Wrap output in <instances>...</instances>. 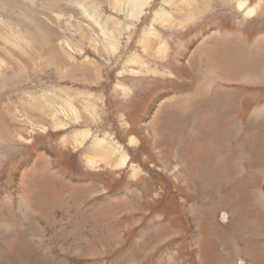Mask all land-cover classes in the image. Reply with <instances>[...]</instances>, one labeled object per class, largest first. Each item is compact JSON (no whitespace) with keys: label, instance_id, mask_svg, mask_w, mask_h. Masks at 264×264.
I'll return each instance as SVG.
<instances>
[{"label":"rangeland","instance_id":"1","mask_svg":"<svg viewBox=\"0 0 264 264\" xmlns=\"http://www.w3.org/2000/svg\"><path fill=\"white\" fill-rule=\"evenodd\" d=\"M178 1L0 0V264H264V0Z\"/></svg>","mask_w":264,"mask_h":264},{"label":"bare ground","instance_id":"2","mask_svg":"<svg viewBox=\"0 0 264 264\" xmlns=\"http://www.w3.org/2000/svg\"><path fill=\"white\" fill-rule=\"evenodd\" d=\"M131 1L132 2L134 1L135 7L137 10H138V8L142 10V8L144 6H146L145 0H131ZM171 1H173V0H164V2L167 4L170 3ZM178 2L182 3L181 0H179ZM201 2H204V1L202 0ZM236 2H237L236 7L240 12H243V17H252L255 14L256 7H247V1L246 0H237ZM161 10H163V9H160V10L155 11L153 13V17H152L151 22H150L152 26L158 22L163 23L164 21L169 19V16L171 17L170 14H165ZM137 12L140 13L139 10ZM154 29H155L154 27H151L149 25V28L147 29V33L149 31L151 34H154L155 33ZM146 35L148 36V34H146ZM164 40L165 41L160 42L161 49H165L166 47H168L165 38H164ZM149 41H151V40H149ZM150 44H152V42ZM124 125H126V123H124ZM78 136H79V134H78ZM84 137H85V135L80 136L79 138L81 140ZM74 141L77 142V139H74ZM137 142H138V140L135 138V136L129 137V143L136 144ZM86 149H87L86 152L88 155L92 154L93 157L94 156L97 157V160H95L93 157L87 158L88 163H90L89 165H91V164L96 165L97 161H99L98 163H104V164L109 165L113 168L125 167V164L129 158L128 154L119 145H117V143L114 140H112L110 138L103 137V136L92 139L90 144L88 145V147ZM111 159H113V160L110 161ZM90 167H92V166H90ZM133 171H134V169H133Z\"/></svg>","mask_w":264,"mask_h":264},{"label":"crops","instance_id":"3","mask_svg":"<svg viewBox=\"0 0 264 264\" xmlns=\"http://www.w3.org/2000/svg\"><path fill=\"white\" fill-rule=\"evenodd\" d=\"M209 34V33H208ZM207 38V35H204L201 39H203V43H201V41L199 42V46H200V49L202 50V49H206V47H205V45H204V40ZM264 40V39H263ZM152 41H149V42H147V47H150L151 48V46H154L153 44H150ZM180 43H182L183 45H185V42H179V43H177V49H176V53H177V56H176V58L178 57V54H179V50H183L184 48L183 47H179L178 46V44H180ZM168 47H166L165 49H161V46H160V43H159V45L157 46V49H159L161 52H164L166 49H167ZM195 50V49H194ZM237 52H240L239 50L237 51ZM179 55H183L182 53H180ZM194 55L192 54V57H193ZM198 59V58H197ZM199 60V59H198ZM209 61L207 60V62L206 63H208ZM181 65H184V64H181ZM184 67H186V68H188V66L185 64V66ZM212 69L214 70L213 71V73L211 74V76L213 77V78H215V74L216 75H218V74H220V69H217L215 66L214 67H212ZM209 71H210V69H209ZM223 78V77H222ZM222 78H219V79H222ZM209 79H210V77L206 80V91H209V87H210V90H213L214 89V86L210 83V84H208V82H209ZM226 79H229V78H226ZM222 80H225V79H222ZM256 80H258V78L256 79ZM260 80V79H259ZM258 80V81H259ZM262 80H264V77H263V79ZM210 92V91H209ZM204 94H206V93H204ZM201 95V94H200ZM161 101H159V103H160ZM160 106H163V104H162V102H161V104H160ZM159 106V107H160ZM261 111H262V106H259V109H258V111H257V108H255L254 109V112H253V114H254V116L256 115H258L259 113H261ZM263 112V111H262ZM154 114V113H153ZM153 114H151L150 116L152 117L153 116ZM250 115L252 116V114L250 113ZM232 119H235V120H237L238 122H240L241 123V120H240V117L238 118H234V117H232ZM211 120H213V119H210L209 121H211ZM238 122H236V124H235V129L236 130H238L239 128H240V126L238 125ZM253 122H256V118L253 120ZM126 123V122H125ZM130 124H131V122H130ZM150 124H151V126H154L155 128H156V130H157V119L153 116V118H151L150 119ZM128 126V123H126V127ZM135 126V125H134ZM211 129L213 128L215 131H216V129H215V124H214V126L212 125L211 127H210ZM137 131H139V128L137 129ZM138 133V132H137ZM141 133H142V135L141 134H139V135H136V133H134L135 135H133V136H135V138L138 140V143L137 144H135L134 145V147H137L139 144H140V139L143 141H145V143H146V145H148L149 146V149L151 148V146H150V144L152 145V146H155V144L151 141V140H149V138H148V136H145L144 134H143V132L141 131ZM192 137H195L196 139L198 138V137H200V136H196V134L194 133V134H186V135H184V133L182 132L181 133V136H180V139H179V143H180V146H184V144H185V141H184V139H186V138H192ZM181 140L183 141V143H181ZM129 145H131V144H129ZM131 146H133V144L131 145ZM65 149V148H64ZM63 151V150H62ZM76 150H72V151H70V152H75ZM159 151V153H160V150H158ZM180 152H181V150H180ZM56 153V152H55ZM127 154H128V156H129V153H128V151L126 152ZM74 154V153H73ZM53 155H54V157H55V159L57 160V153L56 154H54L53 153ZM77 155V157H78V159H79V156H78V154H76ZM180 156V155H179ZM131 158V157H130ZM55 160V161H56ZM248 159H244V158H241V159H239L238 160V162L239 163H245L246 161H247ZM185 164V163H184ZM60 167H62L63 168V166L62 165H60V164H58ZM186 165V164H185ZM187 166V165H186ZM58 170V169H57ZM56 170V171H57ZM66 171H68L67 169H65ZM53 171V170H52ZM68 172H71V171H68ZM138 172H139V170L137 169V171H136V175H135V177H133V176H131L130 175V172H129V174H128V176L126 177V180H127V182H128V180H133L131 183H129L128 185H129V190H128V193H133V192H135L134 193V196H133V198H129L128 200H129V202L131 203V204H140V205H144L145 207H147V201L145 200V199H143L142 197H141V195H137L136 194V192H139V189H138V183H136V179H137V177H138ZM253 172V174H255L256 173V170H253L252 171ZM72 173V172H71ZM73 175H74V179L76 180V179H78L79 177L77 176V173L76 172H74V173H72ZM50 176H51V179H55V180H57V179H60L61 177V174H60V171L58 170L57 172H55V173H52V174H50ZM256 176H259V175H257L256 174ZM83 177V176H82ZM82 177H80V184H82V183H84V182H81V179H82ZM260 177V176H259ZM66 179V178H65ZM60 181V180H59ZM73 182H75V181H73ZM63 185H66V183L65 182H63ZM125 184H123V185H121L119 188H121L122 186H124ZM89 185H84L83 187H81V191L82 192H84V196L85 195H90V196H96V195H94V194H89L88 193V191H86L87 190V187H88ZM142 187H144V186H142ZM75 191V190H74ZM86 193V194H85ZM125 193V192H124ZM123 193V194H124ZM123 194H120V193H117V196L116 197H120L121 195H123ZM77 197V196H76ZM115 197V198H116ZM145 209V208H144ZM141 217V216H140ZM143 225L145 226V228H146V230H144L143 232H142V235H144V234H147V218H145V220H144V222H143ZM133 244V246H135V245H137V241H133L132 242ZM133 246H131L130 247V249L133 247ZM169 252V250H166L164 253H168ZM174 252H175V247H174Z\"/></svg>","mask_w":264,"mask_h":264},{"label":"water","instance_id":"4","mask_svg":"<svg viewBox=\"0 0 264 264\" xmlns=\"http://www.w3.org/2000/svg\"><path fill=\"white\" fill-rule=\"evenodd\" d=\"M220 218H224V214H221V215H220Z\"/></svg>","mask_w":264,"mask_h":264}]
</instances>
